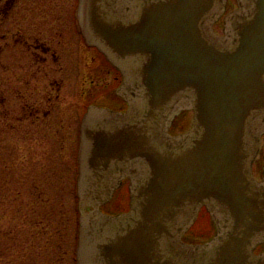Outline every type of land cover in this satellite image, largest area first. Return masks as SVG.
Returning a JSON list of instances; mask_svg holds the SVG:
<instances>
[{
    "label": "water",
    "instance_id": "water-1",
    "mask_svg": "<svg viewBox=\"0 0 264 264\" xmlns=\"http://www.w3.org/2000/svg\"><path fill=\"white\" fill-rule=\"evenodd\" d=\"M227 1L80 0L81 31L129 107L83 121L78 264H264V0H236L218 34ZM182 110L194 121L172 135ZM124 177L130 209L104 213ZM203 207L216 234L187 243Z\"/></svg>",
    "mask_w": 264,
    "mask_h": 264
},
{
    "label": "rangeland",
    "instance_id": "rangeland-1",
    "mask_svg": "<svg viewBox=\"0 0 264 264\" xmlns=\"http://www.w3.org/2000/svg\"><path fill=\"white\" fill-rule=\"evenodd\" d=\"M228 5L227 9L237 7L235 0H229ZM79 6V0H22L9 20L12 32L19 28L30 42L35 43L34 38L39 36L55 47L62 46L59 51L67 54L62 72L64 101L52 114L45 110L49 108L46 101L40 112L34 105L41 104L45 90L56 96L52 86L56 77L52 78L48 68L61 64H56L52 56L44 64L30 49L28 57L22 59L13 35L0 38V197L4 198L0 202V264H78L81 141L78 119L74 123L70 102L78 100L83 84L85 89L93 88L89 70L84 74L73 64L76 50L65 47L69 45V32L82 33L86 41L81 32ZM223 20L215 26L219 32L224 30ZM19 59L26 62L23 69H19L22 65ZM93 67L90 63L86 69ZM91 73L104 76L103 70ZM96 88L92 90L98 93ZM192 120L193 111L182 110L174 119L171 132H181ZM263 164L264 138L254 164L259 178ZM129 202L127 185L115 192L113 201L104 210L127 211ZM215 233L211 215L202 210L184 239L202 243Z\"/></svg>",
    "mask_w": 264,
    "mask_h": 264
},
{
    "label": "flooded vegetation",
    "instance_id": "flooded-vegetation-1",
    "mask_svg": "<svg viewBox=\"0 0 264 264\" xmlns=\"http://www.w3.org/2000/svg\"><path fill=\"white\" fill-rule=\"evenodd\" d=\"M22 0H0V38H8V36L13 35V37L16 40V44L19 45V53L20 58L25 59V56L28 57L29 55V49L33 50L32 55H38L39 60L42 61V63L47 64L49 61V56H52V60L56 62V64H61L59 65L58 68H48L50 69L48 73L50 74L51 72L53 73L52 78H54L52 82L53 90L55 91L56 96H53L50 92V90H45L44 94L42 95V102L39 105H34V108L36 109L37 112L41 111V105L43 104L44 101L48 103L49 108L45 109L48 113L52 114L57 107H62L61 103L63 104L64 101V95H63V89H64V78H63V70L65 69V63H64V57L67 54H62L59 49H63L62 46L55 47L54 45L49 44L46 40H42L41 37H33L34 42H30L28 38H26V34L20 31V29H16V31L12 32L11 30V25L9 23V20L12 18V12H14L15 7H17ZM229 1V0H228ZM229 6V5H228ZM234 9V8H233ZM233 9H227L226 13ZM224 19V16L222 17ZM224 21V20H223ZM217 22L215 26L218 24ZM215 30L217 33H222L219 32L216 27ZM58 32V31H57ZM68 38H70L67 43L69 44L68 46H65L70 50V47L72 50H76V57L74 58V65L77 67L79 71H84L83 73L85 74V70H89L88 76L90 77V83L92 84L93 88H96L98 90V93H95L94 90L92 89H85V84L82 85V89H80V96L79 98L76 97L78 100L72 101L71 99V107H72V116H73V121L75 123V120L77 121L78 119V125H79V141H80V135H81V126L83 119L88 111V109L92 106H98V107H103V108H110L115 111H121L124 112L128 109V103L127 101L117 93V89L119 85L122 82V74L119 71L117 67H115L108 59L107 57L95 46L89 45L86 43L82 33H79L77 35L75 32L70 33L69 32ZM27 36H29L27 34ZM26 38V39H25ZM84 43H83V39ZM64 38H62L63 40ZM66 45V44H65ZM1 44H0V52H1ZM65 50V48H64ZM67 50V51H68ZM68 53V52H67ZM94 53V55L91 57V54ZM90 55V56H89ZM22 59L19 69L26 66V62H24ZM102 60V61H99ZM98 61V62H97ZM95 62L97 63V67H95ZM104 62V63H103ZM92 63L94 65L93 68L86 69V66ZM91 70H103L104 76H98L97 74H92ZM55 73V74H54ZM59 73H61V76ZM27 76V75H26ZM25 76V77H26ZM20 79L25 80L20 76ZM81 83V82H80ZM82 84V83H81ZM109 86H114L113 89H110ZM73 91L76 92V89ZM74 94V92H73ZM74 96V95H72ZM28 108V107H27ZM193 121V120H192ZM192 124V122H191ZM188 126L185 129H182L181 132L178 133H173V134H179L186 132L190 127ZM263 172V168H262ZM255 173V171H254ZM257 176V174L255 173ZM258 177V176H257ZM262 177V175H261ZM258 179H261L258 177ZM128 185V192L130 195L129 191V186H130V179L129 177H124L122 180V183L117 189L114 191L113 196L109 201H107L103 206L102 210L103 212L107 214H119V213H124L126 212L125 210H121L118 212H108L104 210V207L109 205L114 197H115V192L122 188L123 186ZM130 206V202H129ZM90 209V208H89ZM129 209V208H128ZM204 210V209H202ZM201 210V211H202ZM128 211V210H127ZM187 234V233H186ZM186 241V240H185ZM189 242V241H188Z\"/></svg>",
    "mask_w": 264,
    "mask_h": 264
},
{
    "label": "trees",
    "instance_id": "trees-1",
    "mask_svg": "<svg viewBox=\"0 0 264 264\" xmlns=\"http://www.w3.org/2000/svg\"><path fill=\"white\" fill-rule=\"evenodd\" d=\"M2 196V195H1ZM2 199H4L3 197H0V202H2Z\"/></svg>",
    "mask_w": 264,
    "mask_h": 264
}]
</instances>
